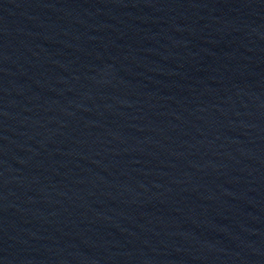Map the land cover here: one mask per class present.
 <instances>
[{
  "label": "water",
  "instance_id": "obj_1",
  "mask_svg": "<svg viewBox=\"0 0 264 264\" xmlns=\"http://www.w3.org/2000/svg\"><path fill=\"white\" fill-rule=\"evenodd\" d=\"M0 264H264V0H0Z\"/></svg>",
  "mask_w": 264,
  "mask_h": 264
}]
</instances>
